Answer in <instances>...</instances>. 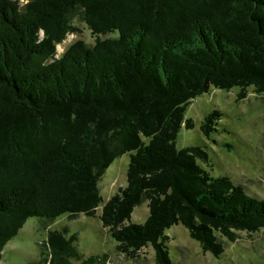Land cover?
<instances>
[{"label": "trees", "instance_id": "trees-1", "mask_svg": "<svg viewBox=\"0 0 264 264\" xmlns=\"http://www.w3.org/2000/svg\"><path fill=\"white\" fill-rule=\"evenodd\" d=\"M88 25L95 40L69 33ZM264 92V0H0V259L28 217L95 216L99 180L131 152L127 183L100 219L119 252L151 244L175 264L166 230L184 225L220 256L239 231L264 227V197L212 174L201 145L179 147L186 106L217 87ZM221 112L201 124L205 134ZM148 201L149 215L131 220ZM69 225L49 229L24 264H100Z\"/></svg>", "mask_w": 264, "mask_h": 264}, {"label": "rangeland", "instance_id": "rangeland-1", "mask_svg": "<svg viewBox=\"0 0 264 264\" xmlns=\"http://www.w3.org/2000/svg\"><path fill=\"white\" fill-rule=\"evenodd\" d=\"M79 32L69 33L58 44L62 52L77 38L92 42L95 35L88 25L76 20ZM240 88L221 89L212 87L186 106L185 119L191 118L193 125L183 123L178 136L179 147L201 145L208 151L210 166L200 162L212 174H226L235 183L246 185L250 190L264 197V92H257L249 86L244 98H239ZM214 109L221 116L214 125L219 129L205 134L201 124ZM131 152L114 159L104 171L99 187L103 201L97 207L95 216L84 213L70 218L67 213L42 227L40 217H28L18 233L14 235L1 252L0 264H24L40 257V243L47 238L49 229L69 225L70 233L77 235L78 249L84 257L100 256V264H159L154 247L149 244L130 256L119 252L117 242L111 237L108 227L100 219L103 205L120 187L127 183V170ZM149 215L148 201L138 204L131 220L142 223ZM169 235L170 255L175 264H264V227L249 233L239 231L238 238L227 240L225 251L215 256L204 251L200 243L190 236L182 224H174L166 230ZM80 262L76 261V264Z\"/></svg>", "mask_w": 264, "mask_h": 264}, {"label": "clouds", "instance_id": "clouds-1", "mask_svg": "<svg viewBox=\"0 0 264 264\" xmlns=\"http://www.w3.org/2000/svg\"><path fill=\"white\" fill-rule=\"evenodd\" d=\"M22 2L26 3V2H27V0H22Z\"/></svg>", "mask_w": 264, "mask_h": 264}]
</instances>
